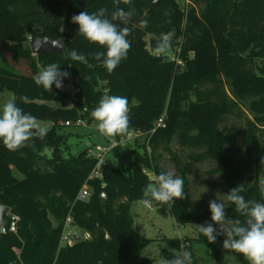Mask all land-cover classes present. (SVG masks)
I'll list each match as a JSON object with an SVG mask.
<instances>
[{
    "label": "trees",
    "instance_id": "1",
    "mask_svg": "<svg viewBox=\"0 0 264 264\" xmlns=\"http://www.w3.org/2000/svg\"><path fill=\"white\" fill-rule=\"evenodd\" d=\"M190 1L192 7L184 16L175 0H131L134 15L127 25H120L130 29V50L127 59L109 73L92 55L106 49L79 35V26L71 17L81 11L92 14L106 8L110 18L116 7L128 11L129 5H116L114 0H0V41L15 59L29 60L31 70L26 75L10 64L0 65V89L13 92L17 106L25 113L53 123L43 139L34 138L16 151L8 150L0 141V204L10 208L4 225H9L13 215L19 218L16 232L8 230L0 236V264H153L152 258L142 254L152 240L135 227L132 206L142 200L143 189L152 182L145 168L153 164L157 175L164 172L161 156L155 153L160 148L171 152L173 139L184 148L209 146L211 150L217 135L227 146L223 153L232 166L235 187L244 184L241 195L246 200H261L264 0ZM142 21L146 25H141ZM171 31L180 39L170 44L178 46L181 64L146 49L147 36L162 37ZM30 35L62 39L68 52L75 49L86 59L73 61L66 54L33 55L28 45ZM52 63L70 73L63 82L73 79V96L55 85L48 92L34 83L33 76ZM105 95H119L129 101V128L114 139L120 141L132 131L147 134L164 111L169 132L163 134L165 131L159 128L148 134L151 153L144 145L142 153L135 151L134 162L127 168L106 163L103 185L101 180L89 179L97 160L88 155V150L72 153L70 134L58 129L64 122L79 119L96 124L90 113ZM21 97H27V101ZM67 97L72 99L71 108L51 105L53 101L64 104ZM185 102H190L188 109L183 108ZM240 104L248 106L253 119H248V131L239 146L234 129L223 133L218 125ZM243 151L246 160L234 166V158ZM85 184L90 186L91 195L80 201L78 195ZM184 189L185 199L172 204L176 222L185 225L204 221L195 218L185 185ZM68 218L90 238L62 246ZM226 218L245 220L233 204ZM213 227L219 231V225ZM225 238L221 233L216 240ZM165 241L171 247L161 252L167 260L177 254L180 243ZM198 242L212 249L216 264H228L220 249L205 236ZM187 249L192 250L191 246ZM192 264L197 263L193 260Z\"/></svg>",
    "mask_w": 264,
    "mask_h": 264
},
{
    "label": "rangeland",
    "instance_id": "2",
    "mask_svg": "<svg viewBox=\"0 0 264 264\" xmlns=\"http://www.w3.org/2000/svg\"><path fill=\"white\" fill-rule=\"evenodd\" d=\"M178 4L180 12L185 16L191 6L190 0H175ZM203 6V5H200ZM200 6H197V10L200 11ZM184 28V23L181 24ZM175 32V31H171ZM169 32V33H171ZM168 33V34H169ZM167 35V34H166ZM147 36L146 49L150 52L149 38ZM179 42L177 40L176 32L175 37L172 41ZM29 45V43H28ZM179 48L177 45L172 46L171 44L164 46L159 52L151 54L156 55L159 58L171 60L177 64L182 63V59L177 57ZM12 65L15 67L17 72L21 74L30 75L29 60L24 58L15 59L3 46L0 41V65ZM62 89L73 96L75 92L74 81L70 77L67 81L63 82ZM107 90H105L106 92ZM15 97L14 93L0 89V107L6 103L9 99ZM192 101L195 100V96H192ZM51 105L55 107H72L71 97H67L64 104L58 101H53ZM190 102L183 103V108L188 109ZM167 118V113L164 111L160 117ZM253 119V114L249 110L248 106L240 104V107L235 109V112L228 114L223 118V121L219 123L218 129L223 133L233 131L238 134V144L241 145L243 136L248 131V119ZM41 126L47 129V132L52 129L53 123L51 121H45L37 119ZM77 121H70V125L66 122L60 125L58 132L70 134L68 143L71 145L72 153H80L84 150H90L95 145H107L109 144L110 138L101 135L97 129L96 124L88 125L85 121L84 124H78ZM156 122L155 120L153 121ZM162 129L165 131L163 134L169 132L167 124ZM132 131L131 133H135ZM162 134V135H163ZM260 140L264 147V134H261ZM148 134L140 137H131L129 139H122L119 144L113 147L105 157L106 163L119 168L129 167L135 159V151L143 152V146L147 145L149 152L151 148L148 147ZM211 150L209 146H203L200 148H184L181 147L176 139H173L170 148L171 152L160 148L155 154L161 156V166L166 171H174L177 177H180L184 181V185L187 187L191 207L195 213V218L200 221H196L193 224L180 225L176 222L172 215V205H161L157 202H153L151 208L145 207L141 201L135 202L132 206V215L134 218L135 227L139 230L143 237L152 240V243L146 247L142 254L152 258L153 264H163L165 259L161 252L163 249H171L166 239L176 240L180 243V248L176 249L175 252L178 254L181 250L191 246L192 250L189 251L192 255L193 260L197 264H216L213 251L210 247L199 243L198 238L204 236L199 232L197 225H204L207 223H213L211 221V212L209 209V202L211 200H222L225 204V214L230 206V202L227 200V193L235 187L233 178H231L232 168L227 158L224 155V150L227 146L222 145L217 135H215L212 141ZM247 158L245 151L240 153L234 158V166H238L244 162ZM150 179L157 175L154 165L150 168H145ZM17 177L23 178L22 174L15 172ZM264 183V176H260V184ZM207 189V190H206ZM219 199V200H218ZM167 212V215L163 214L160 210ZM10 214V213H9ZM78 232L82 237L89 239L90 235L84 231L78 229L73 224L67 225L66 233ZM224 239H218L214 242L222 252L224 258L228 264H246L249 262L243 255L228 251L223 248ZM187 250V249H186Z\"/></svg>",
    "mask_w": 264,
    "mask_h": 264
},
{
    "label": "clouds",
    "instance_id": "3",
    "mask_svg": "<svg viewBox=\"0 0 264 264\" xmlns=\"http://www.w3.org/2000/svg\"><path fill=\"white\" fill-rule=\"evenodd\" d=\"M114 2L116 5L121 2L129 5V10L116 7L110 18L106 15V8H101L92 14L81 11L71 17L72 23L79 26V35L90 43L106 49L105 52H96L92 55L95 60L101 61L109 73L117 69L122 60L127 59L130 50V41L127 37L130 35V29L120 25H127L134 15L131 0H114ZM141 25H146V21H142ZM59 48L73 61L86 59L75 49L68 52L62 42ZM69 76L70 73L59 69V64L52 63L38 71L33 76V80L37 86H42L45 91L51 92L53 85L57 89L62 88L63 79ZM20 99L27 101V97ZM129 112L127 97L105 95L90 115L97 122L96 129L101 135L114 137L127 132L130 124ZM46 134L47 129L41 126L36 117L25 113L17 106L15 97L0 107V141L8 150L16 151L25 147L27 142L34 138L43 139ZM151 180L152 182L142 191L141 203L145 207L151 208L154 201L161 205H170L176 200L185 199L184 181L177 177L174 171L161 172L154 175ZM244 191V184H240L227 193V200L235 205V211L245 217L243 222L239 218H226L224 202L214 199L209 202L213 223L197 225V227L209 243H214L217 235L222 233L226 237L223 241L224 249L243 255L249 264H264V183L260 186L261 200H246L241 195ZM213 224L219 225V231L213 227ZM163 264H192V255L184 249L173 258L165 260Z\"/></svg>",
    "mask_w": 264,
    "mask_h": 264
},
{
    "label": "built area",
    "instance_id": "4",
    "mask_svg": "<svg viewBox=\"0 0 264 264\" xmlns=\"http://www.w3.org/2000/svg\"><path fill=\"white\" fill-rule=\"evenodd\" d=\"M77 123L78 124H84V120L79 119ZM66 124L70 125L71 123H70V121H68V122H66ZM165 124L166 123H165L164 116L160 117L154 123V126L151 129V131L148 132L147 134L151 135V134L155 133L159 128L164 127ZM145 134L146 133H144V132L136 131L135 133H129L125 138H122V139H129L132 136L133 137H140V136H143ZM118 144H119L118 140L110 138L109 144H107V145H95L92 148H90V150H88V155L97 160L96 166L92 170L91 175L89 177L90 180H94V179L101 180V181H103V185H104L103 167L106 165L105 157L109 153V151L113 147L117 146ZM90 195H91L90 186L88 184H85L84 187L82 188V190L80 191L79 195H78V199L80 201H85L90 197ZM105 196H106V194L103 193L102 197H105ZM18 220H19L18 216L13 215L11 217V221H10L9 225H3L2 226V228L0 230L1 234L6 233L8 230H10L12 232H16V226H17ZM71 221H72V219L68 218V220L66 222V227H67V225H71ZM73 233L74 232L66 233V228H65V231H64L62 238H61V245L62 246H73L74 245L75 239L73 237Z\"/></svg>",
    "mask_w": 264,
    "mask_h": 264
},
{
    "label": "water",
    "instance_id": "5",
    "mask_svg": "<svg viewBox=\"0 0 264 264\" xmlns=\"http://www.w3.org/2000/svg\"><path fill=\"white\" fill-rule=\"evenodd\" d=\"M37 32L40 33L41 30L38 29ZM174 37H175V32H171L162 37L151 36L149 38L150 52L153 54L159 52L161 48H163L166 45H169ZM28 41L33 55H39L43 53H48L51 55L65 54L62 53L63 50L59 48L61 42L63 44V47L67 49L65 41L62 39H52L40 35H30ZM9 213H10V208L0 204V230L4 225L5 218L9 215ZM0 236H1V232H0ZM73 237L75 241H79L82 238V236L78 232H74Z\"/></svg>",
    "mask_w": 264,
    "mask_h": 264
}]
</instances>
